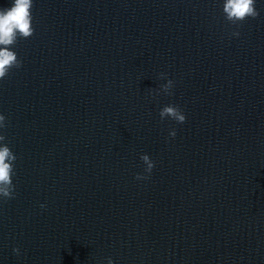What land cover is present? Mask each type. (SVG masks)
<instances>
[{
  "label": "water",
  "instance_id": "1",
  "mask_svg": "<svg viewBox=\"0 0 264 264\" xmlns=\"http://www.w3.org/2000/svg\"><path fill=\"white\" fill-rule=\"evenodd\" d=\"M11 3L0 0V9ZM123 4L33 0L34 35L12 49L22 67L0 80L2 132L17 157L15 197L0 198V264H133L122 156Z\"/></svg>",
  "mask_w": 264,
  "mask_h": 264
},
{
  "label": "clouds",
  "instance_id": "2",
  "mask_svg": "<svg viewBox=\"0 0 264 264\" xmlns=\"http://www.w3.org/2000/svg\"><path fill=\"white\" fill-rule=\"evenodd\" d=\"M33 0H12L7 8L0 9V80L5 79L12 69L22 67V61L18 58L17 53L13 51V47L18 39H28L34 35L35 29L32 24L31 9L33 8ZM223 15L226 21L232 25H241L247 19H256L260 12L256 8V0H224L222 5ZM232 36L239 37L240 32L234 31ZM160 78L165 79L166 74L161 73ZM173 81L167 80V83L160 86V91L166 95H171ZM159 116L163 121L170 118L177 123L183 124L186 117L176 105H166L160 112ZM8 127L6 117L0 114V198L5 200L15 197V184L13 176L15 175L16 155L8 146L6 136L2 130ZM171 137L176 136L175 130L169 132ZM140 159L146 165L144 171L151 174L155 163L147 154H142ZM149 176L137 174V180L148 179ZM41 208L46 207L41 204ZM13 252L19 255V249L14 248ZM108 264H113L111 258Z\"/></svg>",
  "mask_w": 264,
  "mask_h": 264
}]
</instances>
